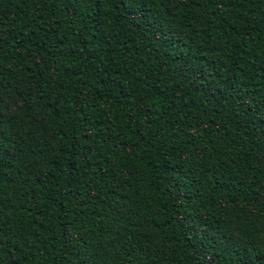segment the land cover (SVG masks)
Masks as SVG:
<instances>
[{"label": "trees", "instance_id": "16d2710c", "mask_svg": "<svg viewBox=\"0 0 264 264\" xmlns=\"http://www.w3.org/2000/svg\"><path fill=\"white\" fill-rule=\"evenodd\" d=\"M0 264H264V0H0Z\"/></svg>", "mask_w": 264, "mask_h": 264}]
</instances>
